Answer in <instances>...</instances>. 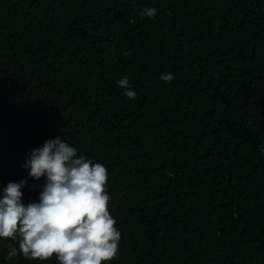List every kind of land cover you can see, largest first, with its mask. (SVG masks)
I'll use <instances>...</instances> for the list:
<instances>
[{
  "label": "trees",
  "instance_id": "16d2710c",
  "mask_svg": "<svg viewBox=\"0 0 264 264\" xmlns=\"http://www.w3.org/2000/svg\"><path fill=\"white\" fill-rule=\"evenodd\" d=\"M0 264H264V0H0Z\"/></svg>",
  "mask_w": 264,
  "mask_h": 264
},
{
  "label": "water",
  "instance_id": "95a60500",
  "mask_svg": "<svg viewBox=\"0 0 264 264\" xmlns=\"http://www.w3.org/2000/svg\"><path fill=\"white\" fill-rule=\"evenodd\" d=\"M79 227H80V225H77V226H76V228H79Z\"/></svg>",
  "mask_w": 264,
  "mask_h": 264
}]
</instances>
